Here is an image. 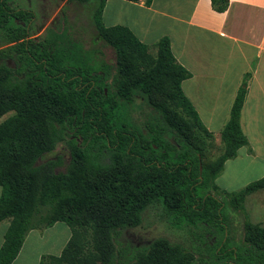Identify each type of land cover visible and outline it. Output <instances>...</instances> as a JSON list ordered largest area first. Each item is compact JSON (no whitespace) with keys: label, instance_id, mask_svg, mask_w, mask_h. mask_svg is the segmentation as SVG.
I'll list each match as a JSON object with an SVG mask.
<instances>
[{"label":"trees","instance_id":"1","mask_svg":"<svg viewBox=\"0 0 264 264\" xmlns=\"http://www.w3.org/2000/svg\"><path fill=\"white\" fill-rule=\"evenodd\" d=\"M78 1L90 5L114 62L65 29L49 25L32 37L36 13L0 0V119L9 114L0 122V222L9 221L0 264H12L30 230L58 221L71 236L59 255H43L39 264H264V226L245 205L264 189V176L232 192L215 181L249 143L242 111L252 73L221 129L222 152L206 163L202 144L214 133L182 89L192 73L170 37L152 55L129 27L104 24L107 0ZM211 1L220 12L229 3ZM164 85L170 92L158 102L153 94ZM143 101L150 111L137 115ZM59 144L70 155L64 168L61 156L45 157ZM225 202L244 216L241 242L231 235ZM147 213L186 237L122 242L123 231L142 225Z\"/></svg>","mask_w":264,"mask_h":264},{"label":"crops","instance_id":"2","mask_svg":"<svg viewBox=\"0 0 264 264\" xmlns=\"http://www.w3.org/2000/svg\"><path fill=\"white\" fill-rule=\"evenodd\" d=\"M103 21L129 27L153 50L170 37L176 59L192 73L182 89L219 143L237 90L251 72L242 111L249 143L225 162L216 184L231 191L264 176V0H229L223 12L211 0H107ZM2 191L0 186V197ZM256 195L264 200V189ZM62 223L30 230L12 264H39L43 255H59L71 236ZM255 223L264 226L262 219ZM8 226L0 222V248Z\"/></svg>","mask_w":264,"mask_h":264},{"label":"rangeland","instance_id":"3","mask_svg":"<svg viewBox=\"0 0 264 264\" xmlns=\"http://www.w3.org/2000/svg\"><path fill=\"white\" fill-rule=\"evenodd\" d=\"M9 3L14 7L30 9L31 12L36 13L30 22V33L32 37L41 35L49 25L52 27L51 29L58 32L65 29L84 49L95 48L98 51L99 57H102L106 62L111 63L115 61L114 50L105 43L92 22L91 7L89 4L81 3L78 0H9ZM2 44L4 43L0 40V45ZM149 52L152 55L156 54V50L153 49H149ZM168 92H170V88L168 85H164L153 94V97L156 101L160 102ZM137 102L141 103L142 99H138ZM141 105H143L145 111L140 108L138 109L139 114L137 115H140L142 112V115H145L150 111V107L148 108L146 106L145 101ZM8 115H4L0 119V122ZM204 142L205 144H202L206 152L204 155L206 157V163H209L211 159H215L222 152L223 145L222 142L215 141V138L212 141L206 138ZM209 153H211V157ZM58 156L62 157L64 168L70 159L68 147L65 144H59L52 152L45 155L46 158H57ZM239 189L228 191L232 192ZM257 193L259 191L248 196L245 203L249 218L252 222L261 219L264 221V200H260V197L256 195ZM225 212L228 213L231 235L236 241L241 242L244 239V216L242 212L235 210L228 203L226 204ZM62 224L66 225V223ZM66 226L69 228V232H71L70 227L68 225ZM57 236L59 238L61 237V235ZM159 236L169 237L172 240H183L186 237L176 228L170 227L168 223L157 222L152 213H147L142 225L123 231L121 241L124 243L131 242L141 246Z\"/></svg>","mask_w":264,"mask_h":264}]
</instances>
